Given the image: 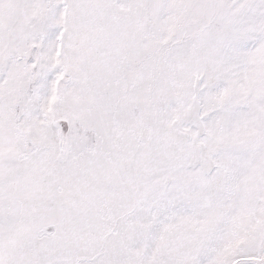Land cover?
<instances>
[{"label": "snow or ice", "instance_id": "snow-or-ice-1", "mask_svg": "<svg viewBox=\"0 0 264 264\" xmlns=\"http://www.w3.org/2000/svg\"><path fill=\"white\" fill-rule=\"evenodd\" d=\"M0 264H264V0H0Z\"/></svg>", "mask_w": 264, "mask_h": 264}]
</instances>
